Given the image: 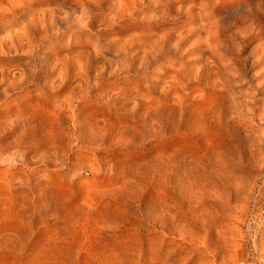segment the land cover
<instances>
[{
  "label": "rangeland",
  "instance_id": "rangeland-1",
  "mask_svg": "<svg viewBox=\"0 0 264 264\" xmlns=\"http://www.w3.org/2000/svg\"><path fill=\"white\" fill-rule=\"evenodd\" d=\"M0 264H264V0H0Z\"/></svg>",
  "mask_w": 264,
  "mask_h": 264
}]
</instances>
